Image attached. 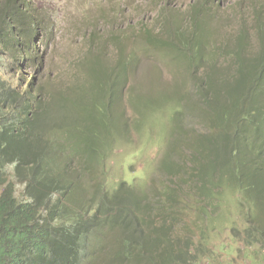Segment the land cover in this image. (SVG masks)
<instances>
[{"label":"trees","instance_id":"1","mask_svg":"<svg viewBox=\"0 0 264 264\" xmlns=\"http://www.w3.org/2000/svg\"><path fill=\"white\" fill-rule=\"evenodd\" d=\"M220 1L206 0L211 2L215 15L219 9L215 6L218 3L221 7ZM192 7L191 30L186 34L173 33L177 56L198 65L213 54L210 42L208 53L204 52L206 41L201 36L208 32L211 39L213 32L209 20L212 18H201L202 14L210 16L211 9H207L205 1H198ZM257 12L264 16L261 8ZM262 26L261 23L258 31L260 49L255 55L248 49L244 32L232 47L237 63L234 82H239L234 88L245 84L240 98L229 106H209L210 98L206 94L212 78L205 81V85L209 84L207 87H199L205 95L207 109L220 107L227 110L228 119H233L232 131L228 138L224 137V141L234 138L233 142L216 144L214 160L209 162L204 160L207 145L195 144L198 151H191L188 161L191 166L195 164V171L186 168L185 163L169 159L168 155L164 157L162 163L169 172L188 178V192L168 182L155 191L136 190L126 180L113 189V185L108 187L104 166L108 146L105 148L107 144L97 143L101 140L98 129H104L110 121L106 105L99 101L89 112L86 108L88 118L82 117L81 121L78 102L51 101L30 79L28 84L17 86L6 78L7 65L18 62L21 66L22 62L38 57L33 38L39 30V22L29 0H2L0 264H142L144 261L154 264L155 259L156 264H173L172 248L183 240L188 245L191 238L185 233L190 226L183 230L176 226L180 215L196 210L201 220L208 221L227 189L242 195L240 203L249 210L245 218L254 222L255 213L253 216L251 213L255 205L254 193L264 187ZM145 35L147 44L153 49L173 47L170 40L149 33ZM260 85L258 98L254 90ZM224 95L229 97V91L225 90ZM94 109L96 112L91 113ZM175 109L177 113L179 107ZM231 111L235 115L231 116ZM71 112L78 116L74 123L67 115ZM93 114L98 117L97 122H91ZM88 125L96 128V133H91L93 141L88 139L79 144L77 135L83 133L81 127ZM253 135L259 144H248ZM195 157L199 163L194 162ZM197 182L201 185L195 187ZM18 184L23 186L21 196L17 194ZM252 228L254 233L259 231L257 226Z\"/></svg>","mask_w":264,"mask_h":264},{"label":"rangeland","instance_id":"2","mask_svg":"<svg viewBox=\"0 0 264 264\" xmlns=\"http://www.w3.org/2000/svg\"><path fill=\"white\" fill-rule=\"evenodd\" d=\"M198 1H205L211 9L210 16L202 14L201 18H212L213 35L211 39L208 32L201 36L206 41L204 52L208 53L210 42L213 54L197 65L177 56L173 32L186 34L191 30L192 6ZM29 2L39 22L33 38L39 55L21 66L18 62L7 65L5 76L17 86L28 84L30 79L51 101L78 102L81 121L88 118L86 108L89 112L95 103L103 101L110 121L98 129L101 140L97 143L108 146L104 159L108 187L113 185L114 189L126 180L136 190L155 191L168 182L186 192L188 178L169 172L163 166L164 157L168 155L195 171V164H188L191 151H198L195 144L207 145L204 160L209 162L214 160L216 144L233 142L234 138L224 141L232 131L233 119H228L227 110L220 107L207 109L199 87H207L205 81L212 78L206 94L209 106H229L241 97L245 84L234 88L239 82H234L237 63L232 47L244 32L249 51L253 55L259 51L258 31L264 16L257 11L261 8L264 12V0H221V7L218 3L215 6L219 8L216 15L206 0ZM146 33L170 40L172 49H153L146 42ZM262 85L254 90L258 98ZM225 90L229 97L223 96ZM67 115L74 123L77 114ZM97 121L93 114L91 122ZM81 129L79 144L93 141L91 133H96V128L88 125ZM259 143L256 137L248 141ZM198 160L194 158L195 163ZM200 185L197 182L194 186ZM22 188L17 185L20 196ZM220 200L208 221L201 220L196 210L180 215L176 226L181 227L179 230L190 226L185 233L191 238L188 245L183 240L172 248L176 264H264V235L260 233H264V187L254 193V222L245 218L249 210L241 205V194L227 189ZM253 226L260 232L254 233Z\"/></svg>","mask_w":264,"mask_h":264}]
</instances>
